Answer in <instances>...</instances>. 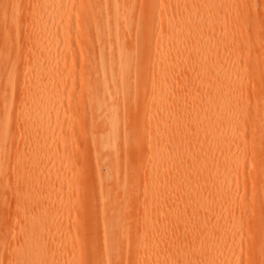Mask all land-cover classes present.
<instances>
[{"label": "bare ground", "instance_id": "6f19581e", "mask_svg": "<svg viewBox=\"0 0 264 264\" xmlns=\"http://www.w3.org/2000/svg\"><path fill=\"white\" fill-rule=\"evenodd\" d=\"M204 2L156 0V18L141 0H0V175L11 166L9 181L0 178L5 199L11 196L26 207L32 186L47 184L59 189L57 197L69 196L64 174L52 181L41 176L32 179L28 173L66 167L64 160L73 154L72 140L77 138L84 142L80 152L84 168H90L96 180L90 202L100 205L97 217L90 213L89 220L97 226L83 250L81 244L63 247L56 242L66 241L58 235L63 228L76 232V222L55 205L34 200L36 210L26 216L24 227L18 228L20 218L8 225L13 227L12 245L19 243L12 264H48L50 260L207 264L219 246L230 254L220 264H243L242 251L251 245L241 240L250 232L256 237L253 257L244 262L264 264V226L259 227L264 222V170L260 168L264 140L251 149L252 166L257 168L248 175L259 184L251 185L249 202L237 208L241 190L233 197L221 196L215 203L219 209L203 206L217 189L210 169L220 161L199 160L198 144L212 137L213 149L224 153L227 168L239 166L228 156L238 154V148L230 144L244 139L243 119L237 116L229 133L215 127V114L223 112L222 101H239L247 94L239 82L247 74L240 65L247 51L241 44L243 18L236 12L237 3L223 0L218 5L224 15L211 18L215 2L209 0L210 6ZM226 20L229 24L221 25ZM209 40L227 43L233 50H216L221 57L216 56L219 60L212 64L209 56L215 49ZM209 63L202 71H191ZM218 64L225 66L223 71L216 69ZM194 79L207 81L197 86ZM185 85L187 94L180 92ZM74 88L81 97L73 102ZM201 91L207 102L203 107ZM147 95L151 104L140 106L138 100ZM258 95L264 103V91L262 97L254 92L255 103ZM81 112L75 132L65 130L66 115ZM132 117L140 133L129 129ZM250 131H257L250 139L264 138V125H252ZM141 141L147 143L148 152H143ZM25 147L29 155L15 163ZM128 148L138 153L139 164L123 162ZM52 159L60 161L56 164ZM198 165L204 168L201 175ZM118 168L136 169L121 172ZM176 173L174 180L164 181ZM121 174L128 179L125 186L120 184ZM186 176L192 188L208 183L210 192L201 197L193 189L191 194ZM241 176L244 182L246 174ZM82 204L77 197L68 202L66 211L79 210ZM210 212L211 217L206 215ZM244 215L248 220L244 221ZM235 218L237 224L228 227L226 221ZM196 231L199 237L195 238ZM41 254V260L35 261Z\"/></svg>", "mask_w": 264, "mask_h": 264}, {"label": "rangeland", "instance_id": "374dc122", "mask_svg": "<svg viewBox=\"0 0 264 264\" xmlns=\"http://www.w3.org/2000/svg\"><path fill=\"white\" fill-rule=\"evenodd\" d=\"M4 2L9 1V0H3ZM143 1L144 5H147L149 8L148 12L153 13V16L156 18L159 16L158 12V6H155V1L156 0H141ZM202 1V0H200ZM205 1V5H209V0H203ZM237 4L236 5V12L239 17L243 18V25L242 28L240 29V35L242 36L241 39V44L244 45V49L247 51L245 58L241 62L242 69L247 70V74L245 77L239 78V82L242 83L246 87V92L247 93L244 96V99L239 100V101H233L229 102L226 100L225 102L222 101L220 103L219 108H224L222 110L223 112H216L215 114V119L218 120V123L214 124L215 127H220L224 129L225 131H228L230 133V125L235 120L237 116H240L243 119V125L240 126V132L244 134V139H241L237 142L234 143H229V141H225L224 143L226 145H235L238 149V154L235 152L230 153L228 156V160H237L239 162L238 167H233L232 168H227V162L224 160V156L220 153V151L217 149H213V146L215 144L213 143L212 137H209L202 141L200 144H198L197 151L202 153V157H200L199 160H208L211 157H214V159L217 161L219 160L220 163L218 166H215L214 168L210 169V177L212 180L218 181V184L216 185V191L213 192V195L209 199H206L204 201L203 206L204 207H209L211 209H219L221 206H216L218 199L221 196H231L233 197L236 191H241L242 190V198H239L236 200L237 208H239L241 202H244V204H247L250 200V194H251V185L255 186L259 184V181L257 178L254 179H249V173L252 171V169L257 168L256 166H252V146L254 144L256 145H262V141L264 138H259L258 140H252L250 139L251 136L256 135V132H251L250 127L255 124H262L264 125V103H261L263 98H260L258 95L257 103H255L254 100V92H259L261 97L263 95L264 91V0H235ZM214 5L212 7V13L210 14L211 18H216L218 15L223 16L224 13L222 11H219V3L223 2V0H213ZM203 5V2H202ZM210 6V5H209ZM202 8V7H199ZM206 8V7H205ZM204 8V9H205ZM200 9L198 13H202V10ZM187 13V12H186ZM185 14V13H184ZM190 15V11L187 13ZM185 14V16H187ZM198 16V15H197ZM199 18V17H198ZM157 22V21H156ZM155 24H158V22ZM229 24V21L226 20L224 21L221 25L227 26ZM153 25V24H152ZM239 35V36H240ZM213 48L215 49L214 53H211L210 61L211 63L217 62L219 59L217 57H221L220 55H217L215 52L216 50L220 51H232L233 47L230 45H227V43L224 42H214L209 40L208 41ZM217 56V57H216ZM222 65V64H221ZM220 64L217 65L216 69L218 71H223L225 66H221ZM210 65L207 64L205 66H194V69L191 70L192 72H198L204 70V68H208ZM82 68L81 64L78 62L77 63V70L80 71ZM196 80L194 79V82ZM207 80L202 79L200 81H196L197 86H200L204 84ZM186 87L182 86L180 92L181 93H186ZM74 95L71 97V101H78L81 97V93L79 92L78 88H74L73 91ZM205 91H201L199 94L200 97V106H205L207 102L202 100V96H204ZM150 95H147L145 99L143 100H138L140 106H143L144 103H147L149 101V104H151V99L149 100ZM20 95H18L17 100L19 101ZM153 101V100H152ZM23 106H25L24 99H22ZM224 103H227L226 105H222ZM220 110V109H219ZM67 120L66 125L64 127L65 130L70 131V132H75L76 127L80 120L82 119V112L81 113H73V114H68L66 115ZM132 121L130 123L129 129H131L133 132L140 133L137 131L136 128V118L132 117ZM259 126V125H258ZM141 137V135H140ZM75 138V137H73ZM2 139L1 134H0V140ZM5 141H8L6 139ZM17 143V142H16ZM15 143V144H16ZM72 153L66 160H64V166L62 167L57 166V168H54L50 172L48 171H43V172H37V173H28V176L33 178H36L38 176H41L43 178H49L52 181L57 180L58 178L61 179L62 175H65V180L67 183V186L69 187V196L66 195L64 197H57L56 193L57 187H54L53 185L47 184L46 186H32L31 192L26 194V198L30 199L29 203L27 204L26 207H22L21 205H18L14 199H12L11 196L7 197L5 199L4 196V190L0 188V204L5 203V207L0 206V238H3L0 240V264H12V259L14 256L17 254V247L15 245H19V243H15V245H12V235L9 236V233L11 234L12 232V225H14V219L20 218V224L18 225V228L24 227L27 222L26 216L28 214H32L33 211H35L36 207H32V202L34 200H39L42 204L44 201L51 203L56 206V208L61 209L65 214L66 217H70L72 219L71 221L76 222L78 226V230L72 231L71 229H65L63 228L59 233V238H65L66 241H59V239H56V242L58 244H61L63 247H71L76 244H81L83 247V250L85 248L86 250V245L89 244V238L90 234H92L93 230H95L96 226L92 220H89V217L94 214L95 217L98 216L99 211H100V205L98 203H95L93 206L91 204V199H92V190L96 187V180L93 179L92 177V171L90 168H84V163L80 156V152L82 151V148L84 146V142L82 139H73L72 140ZM228 143V144H227ZM131 145V143H130ZM141 145L143 146V152H148L147 148V143L144 141H141ZM131 147V146H130ZM27 147H25V151L22 152V155L15 160V163L19 164L22 162V160L29 155V151H26ZM76 151V152H75ZM12 158V153L9 156V159ZM78 158V159H77ZM264 158V156H263ZM56 160L55 163L58 164L59 161L57 159H52L50 161ZM76 160V167L73 166L74 161ZM123 162H125L129 166H133L136 164H139L141 162V159L139 158V155L136 151L133 149L128 148L127 154L123 157ZM199 161V162H201ZM11 162V161H10ZM232 162V161H231ZM133 163V164H132ZM75 167V168H74ZM201 165H198L197 168L199 169L198 174L201 175V173L204 169L201 168ZM11 166L9 165L8 167H5L3 171L1 172L0 178L1 181L6 183L9 181V170ZM260 168L264 170V159L260 164ZM87 169V170H85ZM121 172H124L125 170L129 171H134L136 168H118ZM102 174L107 175L108 172L106 169L102 168ZM245 173V181L242 182V176L241 174ZM123 174L120 175V184L121 186H125L128 184V179L124 178L122 176ZM177 176V173L175 175H172L169 178H166L164 181L168 182L170 180H174ZM31 180V179H30ZM163 181V182H164ZM185 183L186 185L190 186L191 188V194L194 192L193 189H195L196 194L201 197H205L209 192H210V185L208 183L201 184L200 186H195V188H192V186L189 183V178L187 176L185 177ZM127 194H130L128 191H124ZM201 194V195H200ZM195 195V194H194ZM80 199V202L83 203L81 206V209L79 210H70L69 213L66 211V206L68 202L76 200V198ZM86 199V200H85ZM213 199V200H212ZM216 203V204H215ZM219 205V203H218ZM222 205V204H221ZM130 209L132 210V216L133 218H137L135 214V206H131ZM134 211V212H133ZM92 213V214H90ZM207 216L211 217L213 214L212 212L207 213ZM223 216L227 218V213L226 211L223 212ZM246 216V217H245ZM247 215H244L243 219H247ZM26 218V219H25ZM227 226L231 227L237 224L236 218L231 221H226ZM13 223V224H12ZM10 225L11 228H8V225ZM259 225V224H258ZM251 226V225H250ZM260 226H264V222H262ZM254 227V226H252ZM253 231V229H251ZM251 233V232H250ZM250 237L245 236L242 238V243L243 244H248L251 246L246 247L242 251L241 254V259L242 263L245 264L244 260H251L253 257V252H252V246L255 242L256 237L254 236L253 233H251ZM253 234V235H252ZM194 237H199V232L196 231L194 234ZM7 236V237H6ZM181 236V234H180ZM6 238V239H5ZM251 240V241H250ZM4 243V245L2 244ZM248 242V243H247ZM251 249V250H250ZM229 253L227 251H222L220 249V246L217 248V250L214 251L213 255L211 257L207 258V264L210 262H214L217 264H220L221 261L224 263L229 259ZM41 256H38L35 258V261L41 260ZM236 260V258H234ZM48 264H74L72 263L71 260H68V262H63V261H52L50 260L47 262ZM248 264V263H247Z\"/></svg>", "mask_w": 264, "mask_h": 264}]
</instances>
